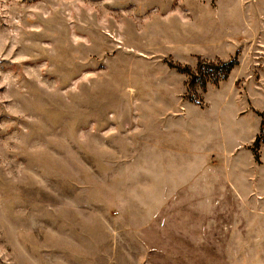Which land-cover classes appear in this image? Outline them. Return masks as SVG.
Instances as JSON below:
<instances>
[{
	"label": "rangeland",
	"instance_id": "rangeland-1",
	"mask_svg": "<svg viewBox=\"0 0 264 264\" xmlns=\"http://www.w3.org/2000/svg\"><path fill=\"white\" fill-rule=\"evenodd\" d=\"M219 2L0 0V264H264L260 149L247 164L264 117V0H225V20ZM227 20L245 24L244 45L199 54ZM218 87L247 146L241 189L224 190L222 161L194 143L152 139L185 102L217 108Z\"/></svg>",
	"mask_w": 264,
	"mask_h": 264
},
{
	"label": "crops",
	"instance_id": "crops-1",
	"mask_svg": "<svg viewBox=\"0 0 264 264\" xmlns=\"http://www.w3.org/2000/svg\"><path fill=\"white\" fill-rule=\"evenodd\" d=\"M222 1V5H220V2L218 5V17L215 18L216 20H219L220 16H222V20L227 18L224 12L226 10L225 0ZM229 21L230 20H227L225 25L222 23V25L217 28L218 30L206 32L209 42L208 51H199V54L228 59L244 45V42H240V39L242 36L244 38L247 36L248 31H246L245 24V31H223L225 27L227 28L230 26ZM220 28H222V30H219ZM216 90L219 99L217 108H214V106L212 109L211 107L202 108L198 106L199 104L196 102H185L182 110L176 112V114L167 113L161 117L158 129L153 132L156 136H153L152 139H155V137L157 138L156 140L159 142L157 145L161 149H172L175 153H180L181 150L190 148L191 144L194 143L203 153V161L205 163L211 161V156L222 161L223 165L221 169L228 171L226 174L222 173V178L220 179L224 190L227 189L226 183L228 181L232 182L237 189H241L240 183L245 180L246 164L241 160V156L238 153L242 149V146H248L251 152L250 148L260 132V127L252 138L251 143L246 146V144H244L245 140H241V132H236L239 125H236L237 122L231 123L228 121L227 118L229 115L225 114L227 107L226 103L229 102L230 94L221 91V87H218ZM210 105H212V103ZM238 112L235 117L239 120V116H242L244 112L241 114H238ZM154 145L156 144L154 143ZM260 151L262 154L260 164L262 163V165L259 174L261 177H264V145L260 148ZM252 154L251 152V155ZM253 156L254 155H252L251 161L247 163L250 169L253 167V164L256 163ZM229 170H234L237 173L236 176L233 174L231 178ZM256 170L258 172V169ZM257 187L258 190L261 191V195L262 193L264 195V189H261L260 186ZM219 193L227 194L226 191L224 193Z\"/></svg>",
	"mask_w": 264,
	"mask_h": 264
},
{
	"label": "trees",
	"instance_id": "trees-1",
	"mask_svg": "<svg viewBox=\"0 0 264 264\" xmlns=\"http://www.w3.org/2000/svg\"><path fill=\"white\" fill-rule=\"evenodd\" d=\"M205 62V61H204ZM203 61L201 60L200 61V64H202ZM234 61L231 60L229 62H221L220 66L223 67V68H226V73L224 75V77H227L228 73L230 72V69L233 67L234 65ZM190 76H191V80L189 82V85H194L196 84V82L198 81V78L195 76L196 73L194 72H190V70H188ZM202 87L205 89L206 87V84L207 82H202ZM262 117H263V114H262ZM263 135V136H262ZM264 144V117H263V120H262V126H261V131H260V134H258L252 144V150L254 152V156L256 158V160L259 161V149H260V146Z\"/></svg>",
	"mask_w": 264,
	"mask_h": 264
}]
</instances>
